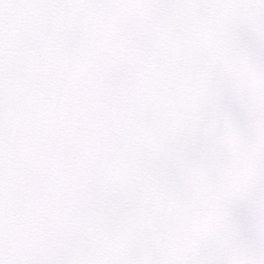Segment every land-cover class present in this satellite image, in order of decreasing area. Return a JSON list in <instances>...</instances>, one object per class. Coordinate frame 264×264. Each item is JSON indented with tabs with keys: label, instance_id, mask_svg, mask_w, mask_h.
<instances>
[{
	"label": "snow or ice",
	"instance_id": "6c2138e0",
	"mask_svg": "<svg viewBox=\"0 0 264 264\" xmlns=\"http://www.w3.org/2000/svg\"><path fill=\"white\" fill-rule=\"evenodd\" d=\"M0 264H264V0H0Z\"/></svg>",
	"mask_w": 264,
	"mask_h": 264
}]
</instances>
